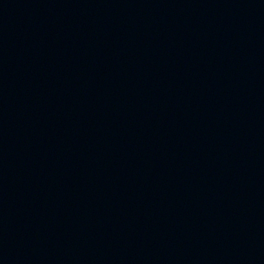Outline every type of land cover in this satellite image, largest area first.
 <instances>
[{
  "label": "water",
  "instance_id": "water-1",
  "mask_svg": "<svg viewBox=\"0 0 264 264\" xmlns=\"http://www.w3.org/2000/svg\"><path fill=\"white\" fill-rule=\"evenodd\" d=\"M0 264H264V0H0Z\"/></svg>",
  "mask_w": 264,
  "mask_h": 264
}]
</instances>
